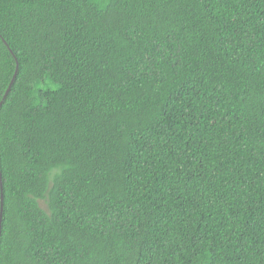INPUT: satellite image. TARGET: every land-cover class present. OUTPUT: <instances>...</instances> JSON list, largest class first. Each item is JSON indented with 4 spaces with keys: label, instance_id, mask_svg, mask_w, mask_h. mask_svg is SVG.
<instances>
[{
    "label": "trees",
    "instance_id": "16d2710c",
    "mask_svg": "<svg viewBox=\"0 0 264 264\" xmlns=\"http://www.w3.org/2000/svg\"><path fill=\"white\" fill-rule=\"evenodd\" d=\"M0 175V264H264V0H0Z\"/></svg>",
    "mask_w": 264,
    "mask_h": 264
},
{
    "label": "water",
    "instance_id": "95a60500",
    "mask_svg": "<svg viewBox=\"0 0 264 264\" xmlns=\"http://www.w3.org/2000/svg\"><path fill=\"white\" fill-rule=\"evenodd\" d=\"M17 71H18V67H17V64H16V69H15L14 75H13V77H12V79H11V81H10V84H9V86H8V88H7V90H6L5 94H4V96H3L2 101L5 100L7 94L9 93L10 88H11V86H12L13 83H14V80H15V77H16V74H17ZM0 189H1V197H0V198H1V203H2V183H1V175H0ZM1 221H2V204H1V206H0V231H1Z\"/></svg>",
    "mask_w": 264,
    "mask_h": 264
}]
</instances>
